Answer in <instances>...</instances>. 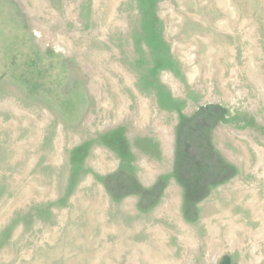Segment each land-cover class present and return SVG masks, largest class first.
<instances>
[{
  "label": "rangeland",
  "instance_id": "obj_1",
  "mask_svg": "<svg viewBox=\"0 0 264 264\" xmlns=\"http://www.w3.org/2000/svg\"><path fill=\"white\" fill-rule=\"evenodd\" d=\"M0 264H264V0H0Z\"/></svg>",
  "mask_w": 264,
  "mask_h": 264
},
{
  "label": "trees",
  "instance_id": "obj_2",
  "mask_svg": "<svg viewBox=\"0 0 264 264\" xmlns=\"http://www.w3.org/2000/svg\"><path fill=\"white\" fill-rule=\"evenodd\" d=\"M200 142H201V141H197L196 143L199 144ZM202 148H203V147H200L201 154H200V157H199V158H202V156H204V154H205L206 156H208V153H209L210 158H211V159L214 158V160H215V163H216V164H214V165H217V164H218L219 166H224V164L222 163V160H221V159L219 160L218 157L215 158L216 155L213 154V152H212L210 146H209L210 150H209L208 152H203V151H202ZM210 154H211V155H210ZM212 154H213V156H212ZM206 156H205V157H206ZM185 165H186V164H185ZM209 165H210V166H209ZM209 165H208V164L206 165V169H207V170H211V171H213V170H214V166H213V164H209ZM182 168H183V167H182ZM186 168L188 169L187 165H186ZM183 171H184V169H183ZM180 175H181V174H180ZM199 175H202V174H199ZM199 175H198V176H199ZM210 176H212V175H210ZM186 188H187V189H190V188L187 187V186H186ZM187 194L189 195L190 193H188V191H187ZM188 195H187V196H188Z\"/></svg>",
  "mask_w": 264,
  "mask_h": 264
},
{
  "label": "crops",
  "instance_id": "obj_3",
  "mask_svg": "<svg viewBox=\"0 0 264 264\" xmlns=\"http://www.w3.org/2000/svg\"><path fill=\"white\" fill-rule=\"evenodd\" d=\"M220 180L217 182V183H215V184H213V185H208L209 187H213V186H218V185H223L224 184V182H227V177L225 178V177H222V178H219ZM226 180V181H225ZM207 188V187H206ZM208 195L209 194H206V196H205V198L203 197V199H206L207 197H208ZM201 201V200H200Z\"/></svg>",
  "mask_w": 264,
  "mask_h": 264
}]
</instances>
